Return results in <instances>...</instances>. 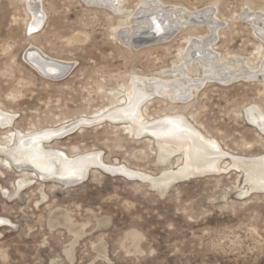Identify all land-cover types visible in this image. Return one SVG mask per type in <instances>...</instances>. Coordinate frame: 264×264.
<instances>
[{
    "label": "rangeland",
    "instance_id": "374dc122",
    "mask_svg": "<svg viewBox=\"0 0 264 264\" xmlns=\"http://www.w3.org/2000/svg\"><path fill=\"white\" fill-rule=\"evenodd\" d=\"M157 3L178 18L177 32L169 41L135 48L122 33H131L141 7ZM40 7L43 24L33 32L27 0H0V109L13 115L10 126L0 127V141H8L9 128L71 126L43 142L70 158L98 153L101 163L67 185L0 162V264H264V192H250L235 170L172 180L166 188L110 171L106 167L121 165L160 176L182 155L164 163L152 135L137 137L125 128L129 119L105 117L124 103L135 74L173 79L168 68L186 59L188 38L211 32L189 20L195 10L211 8L219 22L214 49L223 58L257 65L262 40L244 15L264 12V0H41ZM31 47L69 61L68 74L57 79L38 71L24 57ZM253 78L209 82L176 105L152 94L141 107L152 121L178 106L229 153L254 157L264 154V134L245 110L260 104L264 111V87L262 76ZM142 87L153 92L150 83ZM20 175L33 178L17 187Z\"/></svg>",
    "mask_w": 264,
    "mask_h": 264
},
{
    "label": "bare ground",
    "instance_id": "6f19581e",
    "mask_svg": "<svg viewBox=\"0 0 264 264\" xmlns=\"http://www.w3.org/2000/svg\"><path fill=\"white\" fill-rule=\"evenodd\" d=\"M27 1L31 11L29 27L35 32L41 28L44 19V12L42 13L40 10L41 0ZM84 1L89 4L93 3L99 5L102 4L104 0ZM170 12L169 9L167 10V8L160 3L153 5L149 4L145 8L141 7L137 16L134 15L135 23L130 26L131 33L127 31L123 32V38H126L128 43L132 46H136L135 48L142 45L160 43L166 40L169 41L175 35L178 28V26L176 27L178 18L172 17ZM211 13L212 10L210 7L198 9L190 13L189 20L192 23L198 25L206 24L211 32L205 34L204 37L193 35L191 38H188L187 43L190 46L186 54L188 58H182L181 65H174L171 70L168 68L167 73L172 74L170 77H173V79H169V77L163 78L164 76L162 75H158V77H156V75L142 77L135 74L129 79L125 87V96L123 98L120 96L124 103L105 115V117L113 121L129 119L131 124H124L125 128L129 130L133 129L137 137L146 134L152 135L156 139L155 143L160 151V161L164 162L168 160V158H172V156L181 153V158L176 160V167L164 168L160 176L148 174L141 170L130 169L121 165L115 166L113 164V166L106 167L108 170L121 172L129 177H138L141 180H147L153 183L155 186L162 185L165 186V188L172 180L180 179V181H182V179L187 180L198 176L222 174L230 170H235L243 173L244 181L248 186L246 187L248 190H251L250 192H264V154L250 157L229 153V150H226L227 148L224 149L217 139L210 138V136L202 132L193 124L194 122L192 123L190 121L186 114L175 109L178 106H174L178 101H189L201 87L206 86L212 81L228 85L238 81L239 78L243 79L244 77L245 79H251L260 75V77L262 76L260 82L264 87V14H262L264 12H256L252 17H249L247 14L244 15L251 25H253L255 35L262 40V52H259L261 56L258 58V61L259 59L260 61L255 66L249 61L248 63L245 62L244 59L239 60L233 65L232 62L228 61L229 59L223 58L220 53L214 49L216 28L219 26V22L211 17ZM260 22L262 26L257 25V23ZM140 25H142V27ZM24 53L25 59L29 61L31 65L44 75H50V78L58 79L65 77V75L68 74V68L71 66L69 61L50 57L42 51H38L35 47L29 48ZM252 58L254 59L255 57L253 56ZM233 67L236 68L233 70ZM244 67L252 69L243 72ZM197 71L199 72L198 76L193 77V74H196ZM253 79L256 80L255 78ZM146 82L148 84L150 83L152 86V93H149L146 88L142 87ZM152 94L155 96H164L172 101L171 103L174 102V104H172L174 110L169 114L159 116L149 121V119L145 117V112L141 104L145 100L150 101V97L153 96ZM118 95V91L113 93V97H117ZM245 115L252 123L251 125L257 127L261 135L264 134V111L260 104H253L247 107ZM12 120L13 115L11 113L0 109L1 128L10 126L11 123H13ZM85 122H88V120H85ZM66 129H71V126L62 127L58 130H43L39 132H23L9 128L6 130L7 135L5 134L8 141H0V153H4L8 159L0 158V162L5 163L7 167H10L12 164L19 169L28 168L33 170L37 173H34L33 177L38 176L42 180L56 179L67 185L78 183L79 180L86 177L88 168L91 165L101 163V160L99 159V154L94 152L70 158L67 153L60 149L47 147L43 142L46 139H50L55 134L62 133ZM10 142L11 145L9 146L8 143L10 144ZM247 143H250V141ZM248 146L249 145H247V147ZM227 156L230 159L229 162L226 161ZM179 160L181 161L179 162ZM161 165L163 166V164ZM23 176L24 175H20L17 179V187L33 178L32 176H27L26 178ZM5 194L7 193L5 192Z\"/></svg>",
    "mask_w": 264,
    "mask_h": 264
},
{
    "label": "water",
    "instance_id": "95a60500",
    "mask_svg": "<svg viewBox=\"0 0 264 264\" xmlns=\"http://www.w3.org/2000/svg\"><path fill=\"white\" fill-rule=\"evenodd\" d=\"M42 73V72H41ZM45 75H47V74H45ZM47 76H50V75H47Z\"/></svg>",
    "mask_w": 264,
    "mask_h": 264
},
{
    "label": "snow or ice",
    "instance_id": "6c2138e0",
    "mask_svg": "<svg viewBox=\"0 0 264 264\" xmlns=\"http://www.w3.org/2000/svg\"><path fill=\"white\" fill-rule=\"evenodd\" d=\"M157 30H159V29H157ZM30 31H31V29H30Z\"/></svg>",
    "mask_w": 264,
    "mask_h": 264
}]
</instances>
